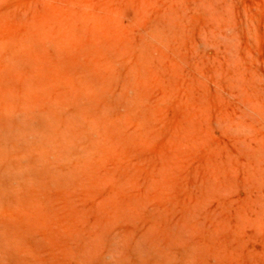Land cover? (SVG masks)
I'll return each mask as SVG.
<instances>
[{
    "label": "rangeland",
    "instance_id": "rangeland-1",
    "mask_svg": "<svg viewBox=\"0 0 264 264\" xmlns=\"http://www.w3.org/2000/svg\"><path fill=\"white\" fill-rule=\"evenodd\" d=\"M0 146V264H264V0H0Z\"/></svg>",
    "mask_w": 264,
    "mask_h": 264
},
{
    "label": "bare ground",
    "instance_id": "bare-ground-1",
    "mask_svg": "<svg viewBox=\"0 0 264 264\" xmlns=\"http://www.w3.org/2000/svg\"><path fill=\"white\" fill-rule=\"evenodd\" d=\"M6 79H7V78H6ZM25 125H26V124H25ZM41 130H42V132H43L42 135L44 134V135H43L44 138H42V141H43V142H42L41 145H42V146H43V145H47V140H48V139H46V137H47V132H48L47 126H46V127H43ZM23 139H24V138H23ZM1 146H2V145H1ZM1 146H0V147H1ZM4 146H5V142H4ZM4 146H3V147H4ZM42 149H44V147H43ZM22 155H23V154H22ZM5 156H6V154H5ZM5 156H4V157H5ZM25 157H26V156H25ZM5 158H6V157H5ZM22 158H23V157H22ZM23 168H24V167H23ZM30 168H31V167H30ZM6 175H7V174H6ZM5 177H6V176H5ZM8 186H10V185H8ZM111 247H112V246H111ZM111 249H112V248H111ZM113 249L116 251L117 248H116V249L113 248ZM112 251H113V250H112ZM112 251H111V252H112ZM142 251H143V250H142ZM116 255H117V254H116Z\"/></svg>",
    "mask_w": 264,
    "mask_h": 264
}]
</instances>
